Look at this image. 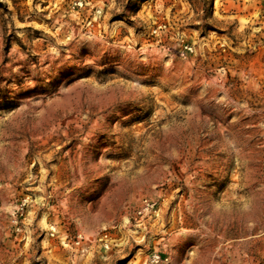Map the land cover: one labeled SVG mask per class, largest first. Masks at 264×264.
<instances>
[{"label": "rangeland", "instance_id": "rangeland-1", "mask_svg": "<svg viewBox=\"0 0 264 264\" xmlns=\"http://www.w3.org/2000/svg\"><path fill=\"white\" fill-rule=\"evenodd\" d=\"M0 264H264V0H0Z\"/></svg>", "mask_w": 264, "mask_h": 264}]
</instances>
